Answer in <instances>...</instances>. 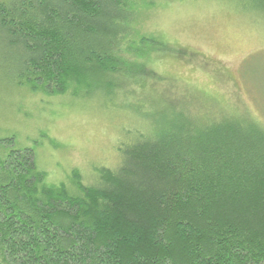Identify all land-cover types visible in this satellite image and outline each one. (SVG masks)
Returning a JSON list of instances; mask_svg holds the SVG:
<instances>
[{
  "label": "trees",
  "instance_id": "1",
  "mask_svg": "<svg viewBox=\"0 0 264 264\" xmlns=\"http://www.w3.org/2000/svg\"><path fill=\"white\" fill-rule=\"evenodd\" d=\"M230 1L264 19V0ZM151 3L0 0V70L32 91L122 95L163 45L133 27ZM209 99L205 121L173 107L128 130L89 182L46 184L33 150L0 137V264H264V124Z\"/></svg>",
  "mask_w": 264,
  "mask_h": 264
},
{
  "label": "rangeland",
  "instance_id": "2",
  "mask_svg": "<svg viewBox=\"0 0 264 264\" xmlns=\"http://www.w3.org/2000/svg\"><path fill=\"white\" fill-rule=\"evenodd\" d=\"M133 25L163 45L144 60L147 78H128L112 99L32 91L0 70V137L33 150L46 184L67 183L72 171L91 181L94 169L117 165L128 130L161 122L173 107L203 120L195 116L205 119L198 113L212 106V96L229 112L264 124V19L258 14L230 0H152L139 7Z\"/></svg>",
  "mask_w": 264,
  "mask_h": 264
}]
</instances>
